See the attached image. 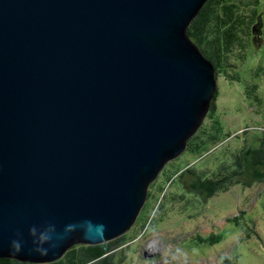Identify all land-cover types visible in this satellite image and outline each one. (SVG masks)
Listing matches in <instances>:
<instances>
[{"label": "water", "instance_id": "95a60500", "mask_svg": "<svg viewBox=\"0 0 264 264\" xmlns=\"http://www.w3.org/2000/svg\"><path fill=\"white\" fill-rule=\"evenodd\" d=\"M207 1L0 0V257L53 263L134 224L217 92L188 33ZM49 226L65 238L41 255Z\"/></svg>", "mask_w": 264, "mask_h": 264}, {"label": "rangeland", "instance_id": "374dc122", "mask_svg": "<svg viewBox=\"0 0 264 264\" xmlns=\"http://www.w3.org/2000/svg\"><path fill=\"white\" fill-rule=\"evenodd\" d=\"M253 1L238 9L245 24L223 63L214 64L217 92L199 129L220 126L225 136L231 135L234 149L264 131V41L257 45L253 32L260 15L264 21V0L256 8ZM215 149L202 155L188 146L149 185L146 202L125 233L106 243L76 244L63 256L65 263L77 259L80 264H163L169 252L182 251L186 264H264V181L250 187L235 184L208 200L190 192L191 176L184 185L181 181L180 174L189 167L212 173L221 160H228L224 147ZM98 245L103 255L94 259L88 246Z\"/></svg>", "mask_w": 264, "mask_h": 264}, {"label": "trees", "instance_id": "16d2710c", "mask_svg": "<svg viewBox=\"0 0 264 264\" xmlns=\"http://www.w3.org/2000/svg\"><path fill=\"white\" fill-rule=\"evenodd\" d=\"M209 0L200 11L199 15L188 27L191 38L199 45L204 55L213 61L214 64L223 63V58L231 48L234 40L238 38L237 31L245 24L240 19L238 9L248 4L247 0ZM233 1V2H232ZM255 8L260 4L259 0L251 2ZM262 3V2H261ZM253 9V14H256ZM254 18V17H253ZM226 54V55H225ZM218 66V65H217ZM231 135H224L220 126L213 129H202L189 140L188 146L193 153L205 155L216 147L213 152L224 147V155L228 160H221L219 168L212 173L199 172L197 168L189 167L186 172L180 174L183 185L186 176H191L192 182L188 185L190 192H195L202 199H209L221 192H226L235 184H242L250 187L252 184L264 181V131L260 135L247 138L246 144L236 149L230 148ZM240 139V136L235 137ZM226 141L227 145L221 142ZM219 163V162H218ZM181 183V185H182ZM98 246H88L92 258L103 255ZM65 258L51 264H66ZM89 260V257L86 258ZM80 261H69L68 264H80ZM0 264H31L20 262L16 259L0 257Z\"/></svg>", "mask_w": 264, "mask_h": 264}, {"label": "clouds", "instance_id": "9594fccd", "mask_svg": "<svg viewBox=\"0 0 264 264\" xmlns=\"http://www.w3.org/2000/svg\"><path fill=\"white\" fill-rule=\"evenodd\" d=\"M73 230L74 229L72 226H68L65 229V234L71 233V231ZM30 235L33 237L32 243L33 245H35L33 250L41 255H47L49 251V248L44 247V245L48 244L50 248L55 249L59 246V243L65 238L64 234L56 232L54 226H49L47 229L39 233L37 232V229L33 227L30 230ZM21 247L22 245L20 239L13 240L11 242V249L14 253L20 252ZM182 257V251H171L164 258L163 264H186V261L183 260Z\"/></svg>", "mask_w": 264, "mask_h": 264}, {"label": "flooded vegetation", "instance_id": "af4514ba", "mask_svg": "<svg viewBox=\"0 0 264 264\" xmlns=\"http://www.w3.org/2000/svg\"><path fill=\"white\" fill-rule=\"evenodd\" d=\"M263 27H264V26H263ZM262 38H263V41H264V30H263Z\"/></svg>", "mask_w": 264, "mask_h": 264}, {"label": "bare ground", "instance_id": "6f19581e", "mask_svg": "<svg viewBox=\"0 0 264 264\" xmlns=\"http://www.w3.org/2000/svg\"><path fill=\"white\" fill-rule=\"evenodd\" d=\"M164 170V169H163ZM161 173V172H160ZM151 192V191H150ZM148 197V196H147ZM153 264H155V263H153Z\"/></svg>", "mask_w": 264, "mask_h": 264}]
</instances>
